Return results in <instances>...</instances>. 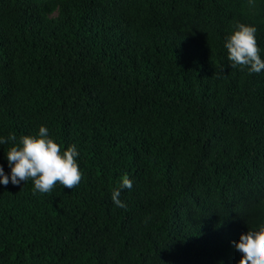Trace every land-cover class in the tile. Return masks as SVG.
I'll return each mask as SVG.
<instances>
[{"label":"trees","instance_id":"trees-1","mask_svg":"<svg viewBox=\"0 0 264 264\" xmlns=\"http://www.w3.org/2000/svg\"><path fill=\"white\" fill-rule=\"evenodd\" d=\"M238 23L264 60V0H0V165L44 126L82 172L0 183V264H239L264 226V71L231 67Z\"/></svg>","mask_w":264,"mask_h":264},{"label":"clouds","instance_id":"clouds-1","mask_svg":"<svg viewBox=\"0 0 264 264\" xmlns=\"http://www.w3.org/2000/svg\"><path fill=\"white\" fill-rule=\"evenodd\" d=\"M256 32L254 26L238 23L236 30L227 38L224 46L232 68L248 69L250 74L264 71V60L260 56ZM16 140V135L12 133L7 138H0V145ZM6 156L11 176L9 178L0 165V183L4 186L9 182L18 186L21 182L26 184L31 180L34 193L47 194L52 192L58 183L71 190L82 180L76 145L62 151L61 146L49 138L48 129L44 126L39 128L37 136H21L19 143L12 146ZM132 187V181L124 174L119 188L112 193V200L117 207H126L119 199L120 190H131ZM233 243L235 249L242 254L239 264H264V226L258 231L249 230L247 234L241 235L239 243Z\"/></svg>","mask_w":264,"mask_h":264}]
</instances>
